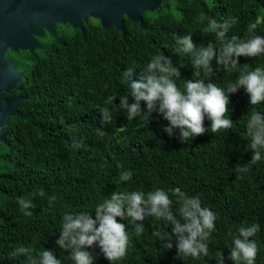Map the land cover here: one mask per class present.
<instances>
[{
    "label": "trees",
    "instance_id": "obj_1",
    "mask_svg": "<svg viewBox=\"0 0 264 264\" xmlns=\"http://www.w3.org/2000/svg\"><path fill=\"white\" fill-rule=\"evenodd\" d=\"M201 12L218 22L238 18L228 35L241 38L247 36L250 22L261 20L256 32L264 35V0H172L143 14L146 29L125 19L123 38L118 30L103 31L95 22L82 31L58 25L54 37L45 34L39 39L42 48L33 55L7 52L23 80L1 100L27 99L17 115L7 119L9 135L0 145V264H30L28 256H10L20 244L36 253L52 250L62 264H70L64 259L68 253L55 245L65 213L94 212L95 205L114 191L147 193L175 187L190 196L200 194L202 204L217 213L216 231L208 242L210 255L195 260L177 256L175 245L164 249L152 235L162 222L149 217L140 236L128 224L131 244L116 264H217L211 253L220 250L227 257L231 245L227 233L242 222L259 224L253 237L260 248L256 264H264V158L251 163L246 135L248 114L264 113V102L249 105L241 88L229 98L233 127L217 133L209 128L186 143L180 141L178 130L172 136L165 133L167 121L155 113L147 125L139 117L129 120L126 112L113 110L112 120L101 123L99 108L113 109L107 98L115 95L113 103L118 105V97L129 92L121 83L122 72L128 67L139 71L153 55L163 53L175 66L183 65L182 79L200 78L191 68V57L175 52L173 35L190 33L198 46L213 42L219 48L215 34L204 32L207 21L200 22ZM239 59L250 70L264 67V55ZM212 66L216 68L212 81L220 87L239 76L238 71L216 67L215 61ZM182 79L176 81L181 89ZM204 126L210 127L207 118ZM74 141L80 146L74 147ZM245 163L248 172L234 171ZM125 169L133 172L128 182L119 179ZM40 189L43 197L33 195ZM52 196L56 200L50 204ZM20 197L32 199L31 217L20 210ZM98 253L93 250L94 264H109ZM225 264L232 262L226 259Z\"/></svg>",
    "mask_w": 264,
    "mask_h": 264
},
{
    "label": "clouds",
    "instance_id": "obj_2",
    "mask_svg": "<svg viewBox=\"0 0 264 264\" xmlns=\"http://www.w3.org/2000/svg\"><path fill=\"white\" fill-rule=\"evenodd\" d=\"M199 20L201 23L207 21L204 32L215 34L220 42L219 48L213 42L198 46L190 33L183 36L174 34L173 39L175 52L191 57V68L200 78L182 79L180 69L183 65L175 66L171 57L163 53L153 55L139 71L128 67L122 72L121 83L128 86L129 92L118 97V105L113 103L117 100L115 95L107 98V103L113 105V109L99 108L102 124L112 120L113 110L126 112L129 120L139 117L147 125L155 113L167 121L165 133L172 136L173 130H178L180 141L186 143L204 135L209 128L213 133L231 129L233 121L229 118V98L241 88L249 97V105L264 102V67L250 70L249 65L240 64L239 59L264 55V35L256 32L261 20L247 25L245 38L228 35L238 23L236 17L218 22L201 12ZM213 61L216 67H222L225 71H238V78L234 82L228 81L226 87L218 86L212 81L216 71L212 66ZM178 79L183 80V89L176 83ZM205 118L210 122L208 128L204 126ZM99 134L103 136L105 133L101 131ZM246 135L250 138L247 149L252 152L251 163L255 164L264 158V113L253 110L248 114ZM73 146L80 145L74 141ZM234 171L243 174L249 168L246 163L242 166L238 164ZM132 176L133 172L125 169L120 172L119 179L128 182ZM239 178L240 175H237ZM37 194L41 197L45 195L43 189L33 195ZM55 200L56 197L52 196L49 203ZM17 203L25 216L33 215L30 211L34 207L31 198L20 197ZM174 203L177 205L175 210ZM149 217L162 222L161 229L152 235L162 242L164 249L171 250L175 245L177 256L195 260L210 255L208 242L216 231L217 213L202 204L200 194L190 196L179 187L156 188L147 193L142 190L114 191L95 205L94 212L65 213L55 245L62 253H68L64 259L70 264H94L97 259L93 254L95 249H99V256L109 264H116L127 255L131 244L128 224L140 236L145 231L143 222ZM259 231V224L242 222L235 231L229 230L227 233L231 240L228 256L217 250L211 253L212 257L217 264H225L226 259L232 264H256L260 248L253 237ZM10 256H28L30 264H62L54 251L43 249L36 253L33 247L23 244L18 245Z\"/></svg>",
    "mask_w": 264,
    "mask_h": 264
},
{
    "label": "water",
    "instance_id": "obj_3",
    "mask_svg": "<svg viewBox=\"0 0 264 264\" xmlns=\"http://www.w3.org/2000/svg\"><path fill=\"white\" fill-rule=\"evenodd\" d=\"M171 0H0V143L9 135L7 119L16 116L27 96L1 100L23 80L7 52L25 51L33 55L42 46L45 34L56 35L58 25L82 31L89 18L101 30H118L124 37L125 19L147 28L143 14L153 13Z\"/></svg>",
    "mask_w": 264,
    "mask_h": 264
},
{
    "label": "flooded vegetation",
    "instance_id": "obj_4",
    "mask_svg": "<svg viewBox=\"0 0 264 264\" xmlns=\"http://www.w3.org/2000/svg\"><path fill=\"white\" fill-rule=\"evenodd\" d=\"M89 22H93V23L95 22V23L98 24V21H97L96 19H92V18H89ZM89 22H88V23H89ZM86 25H87V24H86ZM6 138H7V137H6ZM5 143H6V141H5ZM5 143H3V144H5ZM3 144L0 143V145H3ZM0 160H1V156H0Z\"/></svg>",
    "mask_w": 264,
    "mask_h": 264
},
{
    "label": "rangeland",
    "instance_id": "obj_5",
    "mask_svg": "<svg viewBox=\"0 0 264 264\" xmlns=\"http://www.w3.org/2000/svg\"><path fill=\"white\" fill-rule=\"evenodd\" d=\"M172 1V0H171ZM70 30V29H69Z\"/></svg>",
    "mask_w": 264,
    "mask_h": 264
}]
</instances>
